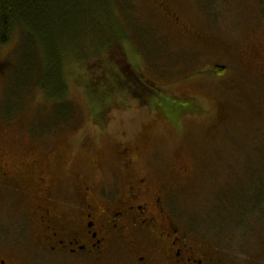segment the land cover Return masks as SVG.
Listing matches in <instances>:
<instances>
[{
	"label": "rangeland",
	"instance_id": "1",
	"mask_svg": "<svg viewBox=\"0 0 264 264\" xmlns=\"http://www.w3.org/2000/svg\"><path fill=\"white\" fill-rule=\"evenodd\" d=\"M82 1L59 16L57 33L16 27L0 44V153L40 152L64 187L55 200L67 226L78 218L79 178L99 195L142 176L191 241L225 264H264V0ZM104 65L137 71L187 108L176 122L116 93L98 122L83 82L102 76ZM61 75L66 91L55 86ZM131 146L135 162L120 172L122 149ZM21 191L0 193V245L18 244L34 264H75L45 257L35 241L34 196Z\"/></svg>",
	"mask_w": 264,
	"mask_h": 264
},
{
	"label": "flooded vegetation",
	"instance_id": "2",
	"mask_svg": "<svg viewBox=\"0 0 264 264\" xmlns=\"http://www.w3.org/2000/svg\"><path fill=\"white\" fill-rule=\"evenodd\" d=\"M136 150L132 146L122 149L120 172H130ZM25 153L18 158L0 153V193L15 188L33 194V199L29 197L30 212L39 225L35 241L47 259L66 257L75 264L91 259L100 264L116 256L115 264H127L121 259L130 257L133 264H225L180 232L165 215L162 193L142 176L129 175L123 192L120 186L112 190L102 187L99 195L90 182L79 178L74 206L78 218L74 226H67L56 213L55 196L62 194V186L52 180L40 152L31 149ZM115 186L114 182L111 188ZM65 188L72 192L70 187ZM18 249V244H1L0 264H34L32 255Z\"/></svg>",
	"mask_w": 264,
	"mask_h": 264
},
{
	"label": "trees",
	"instance_id": "3",
	"mask_svg": "<svg viewBox=\"0 0 264 264\" xmlns=\"http://www.w3.org/2000/svg\"><path fill=\"white\" fill-rule=\"evenodd\" d=\"M77 1L79 0H0V44L8 42L16 27L22 32L24 28L32 26L40 35L57 33L59 30L56 29L55 22L57 23V20L60 19V15L64 20L68 11L79 5ZM115 1L117 0L112 2ZM97 2L103 3L102 6H104L108 4L109 0H97ZM57 5L60 10L54 11V7ZM67 29L68 27L62 25L63 31ZM117 61L116 64L118 65L119 62ZM53 62L56 64L58 61ZM104 69L105 73L99 78H91L89 81L83 82L90 96L92 116L98 122H101L111 112L110 99L116 93L120 95L130 93L131 96H136L144 106H148L152 110H159L168 116L167 118H172L176 122L177 113L187 108L186 105L182 104L185 100L168 95L159 87L144 80L135 70L128 71L122 69L121 66L119 71L116 67L109 65H104ZM216 70L220 74L223 72L221 68ZM65 77L64 75L58 76L54 82L56 87L61 86L66 91ZM40 86L47 91L44 83ZM52 88L55 89V87L49 86L48 90ZM165 105H170L173 110H166Z\"/></svg>",
	"mask_w": 264,
	"mask_h": 264
}]
</instances>
